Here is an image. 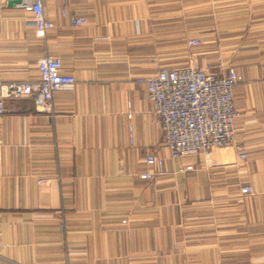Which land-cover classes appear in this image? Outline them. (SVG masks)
I'll return each mask as SVG.
<instances>
[{
  "label": "crops",
  "instance_id": "obj_1",
  "mask_svg": "<svg viewBox=\"0 0 264 264\" xmlns=\"http://www.w3.org/2000/svg\"><path fill=\"white\" fill-rule=\"evenodd\" d=\"M10 1L0 78L37 81L49 54L76 85L54 94L53 114L15 99L0 115V264H264V0H43L55 27L43 40ZM193 38L203 45L187 53ZM198 57L242 77L244 160L233 148L172 160L163 144L138 79ZM150 152L167 174L129 176Z\"/></svg>",
  "mask_w": 264,
  "mask_h": 264
},
{
  "label": "built area",
  "instance_id": "obj_2",
  "mask_svg": "<svg viewBox=\"0 0 264 264\" xmlns=\"http://www.w3.org/2000/svg\"><path fill=\"white\" fill-rule=\"evenodd\" d=\"M20 7L33 16L36 39H45L47 32L55 28L46 17L43 0H21ZM62 14L65 15L64 10ZM87 24L85 17L71 18L73 28ZM201 43V40L193 38L188 40L187 46L199 47ZM225 63L222 57L216 63L199 59L185 66L162 68L152 76L138 79L146 86L149 99L154 104L155 125L162 132L170 159L209 154L214 149L226 148L235 149L243 160L247 158L236 137V122L242 117V112L234 104V86L242 77L233 68L223 72ZM36 65L37 81L7 83L0 78V115L7 111V100L15 99H29L39 112L53 114L54 94L74 89L76 79L62 72L61 58L44 54L36 60ZM130 140L133 141L132 129ZM143 165V171H129L128 175L151 181L167 174L165 158L157 152L148 153ZM193 169V166H187L181 171ZM241 193L252 195L254 189L245 185Z\"/></svg>",
  "mask_w": 264,
  "mask_h": 264
},
{
  "label": "rangeland",
  "instance_id": "obj_3",
  "mask_svg": "<svg viewBox=\"0 0 264 264\" xmlns=\"http://www.w3.org/2000/svg\"><path fill=\"white\" fill-rule=\"evenodd\" d=\"M234 1H235V2H240L241 0H234ZM206 2H209V0H203V4H207ZM206 16H207V15H204V14H203V17H206ZM239 31H241V30H239ZM201 42H202V43H201V45H200L199 47H201V46L203 45V41H202V40H201ZM199 47H198V48H199ZM190 49H191V48H189V47L186 45L185 50L187 51V53H188V51H190ZM219 58H220V57H219ZM222 58H224V60H226L225 57H222ZM199 59H200V60H203V58L198 57V58L195 59V60H189V62H191V61H194V62H195V61H197V60H199ZM204 60H205V59H204ZM207 61H208V60H207Z\"/></svg>",
  "mask_w": 264,
  "mask_h": 264
},
{
  "label": "water",
  "instance_id": "obj_4",
  "mask_svg": "<svg viewBox=\"0 0 264 264\" xmlns=\"http://www.w3.org/2000/svg\"><path fill=\"white\" fill-rule=\"evenodd\" d=\"M9 4H21V0H11Z\"/></svg>",
  "mask_w": 264,
  "mask_h": 264
}]
</instances>
